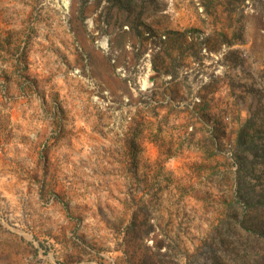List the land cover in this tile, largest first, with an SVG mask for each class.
Listing matches in <instances>:
<instances>
[{"label": "rangeland", "instance_id": "rangeland-1", "mask_svg": "<svg viewBox=\"0 0 264 264\" xmlns=\"http://www.w3.org/2000/svg\"><path fill=\"white\" fill-rule=\"evenodd\" d=\"M248 1L0 0V264H264V206L248 235L237 193L238 132L264 147V17L251 11L264 0ZM84 71L111 112L99 124L113 154L96 165L128 170L124 196L49 174L44 121L62 135L57 85ZM262 169L246 175L252 196Z\"/></svg>", "mask_w": 264, "mask_h": 264}, {"label": "crops", "instance_id": "crops-1", "mask_svg": "<svg viewBox=\"0 0 264 264\" xmlns=\"http://www.w3.org/2000/svg\"><path fill=\"white\" fill-rule=\"evenodd\" d=\"M251 11L264 17V5L262 4H255ZM1 27L2 26H0V28ZM0 34L1 57L3 48L2 30H0ZM82 75V80L78 85L73 87L71 84L67 83L57 85V89H60L62 95L66 96L62 97L60 95L59 98V100H61L62 97L61 103L64 105V109L66 108L64 110L66 119H61L62 116L60 112L57 115L56 113L53 115L58 118L56 120V123H58L57 130L58 132H62V135H58V137L52 139V137H50L52 133L51 129L53 128L51 126L52 122L49 120L44 121V138L48 139V147L53 143L52 148L56 149V152L51 149L49 151V174L52 175V172L57 173V179L61 181L64 180L66 173L71 172L78 175L76 179L78 181L77 184L82 190L86 189L87 192L93 194H98L107 190L113 194H122L124 196L125 192L128 194L130 193V177L128 170L127 172L124 171L123 176H116L114 173L110 172L103 175L100 173V165H96L99 162V157L106 153V150L111 156L113 154L109 149L114 148V141L111 137L109 139V137L105 135L108 131V126L99 124L100 122L105 123V121L108 120V115L111 116V112L109 113V109H107L106 106L107 104L105 105L103 100L99 97L100 92L98 90H100V87H103L100 80L91 76L87 71H84ZM40 85L43 86V84ZM34 87L35 86H33V88ZM103 90L105 93L108 92V88ZM18 91L19 88L16 92L18 93ZM51 100V97L43 95L42 109L39 108V110L49 113L46 109L51 105ZM101 103H103L104 106H102ZM100 105L105 109L99 108ZM34 109L33 107V111ZM98 113H100V115H98ZM99 117H103L104 119H99ZM110 118L109 122L111 120ZM51 153L53 155H51ZM97 157L98 159H96ZM110 163L111 164H108L106 168L114 169V160L112 158L110 159ZM51 166L56 167L51 168ZM79 180H81V182H79Z\"/></svg>", "mask_w": 264, "mask_h": 264}, {"label": "trees", "instance_id": "trees-1", "mask_svg": "<svg viewBox=\"0 0 264 264\" xmlns=\"http://www.w3.org/2000/svg\"><path fill=\"white\" fill-rule=\"evenodd\" d=\"M86 1V0H84ZM251 124V120H249L244 128H248ZM245 130V129H244ZM248 136V135H246ZM243 133V129H241L238 132V137L236 141V151H235V156L237 161L240 163L239 166V174H238V180H237V187H238V200L244 202L245 210L246 213L248 214V219L246 224L244 225V230L248 235H256V234H261L262 233V223H260V218L261 216V209L262 206H264V189L262 192L258 193L257 195L252 196L251 192H255L254 189L251 187L247 186L246 180L247 179V174L249 172H252L254 168L257 165H262V173L264 175V147H263V155L258 154V148L260 146H254L251 144V146H247L246 150V142ZM247 152V155H246ZM245 157V160H242V158ZM248 163L246 166V169L243 168L245 163ZM251 195V196H249ZM252 211V215L250 214ZM260 211V212H259ZM259 214V215H258ZM264 263V258L257 263Z\"/></svg>", "mask_w": 264, "mask_h": 264}]
</instances>
